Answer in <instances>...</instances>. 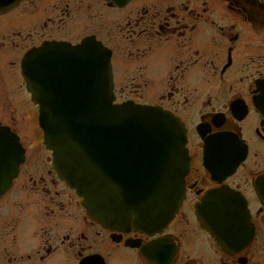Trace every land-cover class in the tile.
Returning a JSON list of instances; mask_svg holds the SVG:
<instances>
[{"label": "flooded vegetation", "instance_id": "af4514ba", "mask_svg": "<svg viewBox=\"0 0 264 264\" xmlns=\"http://www.w3.org/2000/svg\"><path fill=\"white\" fill-rule=\"evenodd\" d=\"M88 36L110 51L113 83V61H127L134 97L126 99L183 127V198L159 230L91 218L55 172L38 124L22 126L37 109L24 54ZM2 134L24 151L4 191ZM213 190L243 202L247 244L223 249L202 227L196 205ZM0 264H264V0H19L0 11Z\"/></svg>", "mask_w": 264, "mask_h": 264}, {"label": "water", "instance_id": "95a60500", "mask_svg": "<svg viewBox=\"0 0 264 264\" xmlns=\"http://www.w3.org/2000/svg\"><path fill=\"white\" fill-rule=\"evenodd\" d=\"M18 1L0 0V11ZM22 74L53 167L87 213L108 228L166 225L180 203L187 163L177 120L154 106L113 103L110 52L92 38L29 50ZM11 139L17 140L2 134V180L5 173L8 182L16 172L11 158L17 163L22 156ZM197 214L223 248L248 242L243 208L230 193L206 194Z\"/></svg>", "mask_w": 264, "mask_h": 264}, {"label": "rangeland", "instance_id": "374dc122", "mask_svg": "<svg viewBox=\"0 0 264 264\" xmlns=\"http://www.w3.org/2000/svg\"><path fill=\"white\" fill-rule=\"evenodd\" d=\"M22 11H25V12L22 15L21 14L18 15L21 18V21H20L21 23H23V21H25V19H27V18H29L31 16V14L27 13L29 11V10H27V8L22 9ZM29 20L30 19H27L23 24H25L26 22L28 23ZM13 23L14 24L19 23V21H15ZM23 24H20V26L23 27ZM120 60L117 61L115 59L113 61L115 68H116V65L117 64H120V66H118L119 68L117 69V72H118V75H119V81L116 82V83H114L115 95H116L115 101L125 100L127 97L128 98L129 97H131V98L134 97V96L131 95V93H129V88H130L131 84H130L129 79H128L129 74L127 75V73H126V70L128 68V63H127V61H125L123 59H120ZM123 71H124V73L121 74V72H123ZM120 75L124 76V78H121ZM25 97H23L22 99H19L18 100L19 103H21L22 101L23 102L29 101ZM138 97H139V95L137 97H135V99L142 100V101H146V99H144V98H138ZM18 107L24 109V111L26 109L29 110V109L32 108L31 104H29V103H26V105L22 104L21 106H18ZM31 113H32V111L29 112L30 116L32 115V118L30 116L29 117H26L25 120H24V122H23V124H22V126H24V127H25L24 124H26L28 129H29L30 125L32 127V124L36 125V113H37V111L35 110L34 113H32V114ZM39 154L42 155V156H45V155H47V152H45L44 150H42ZM36 170H38V169H36ZM12 194H14V193H12ZM13 197H14V195L12 196V198Z\"/></svg>", "mask_w": 264, "mask_h": 264}]
</instances>
